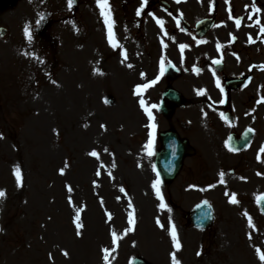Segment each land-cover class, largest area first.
I'll return each instance as SVG.
<instances>
[{
  "label": "rangeland",
  "instance_id": "1",
  "mask_svg": "<svg viewBox=\"0 0 264 264\" xmlns=\"http://www.w3.org/2000/svg\"><path fill=\"white\" fill-rule=\"evenodd\" d=\"M50 1L18 0L0 12V26L7 30L0 36V190L5 192L0 198V264H129L139 254L151 264H173V254L179 264H264L260 259L264 253V220L255 206L259 191L253 187L258 179L252 176V169L245 171L251 176L246 183L235 170V176L228 175L221 185L193 186L195 191L188 193L179 187L182 174L168 186L174 206L183 211L206 194L217 215V234L182 228L183 213L170 208L171 220L167 210H162V229L154 226L151 215L147 216L149 233L142 235L150 244L144 243L140 232L129 233V190L134 193L144 186L135 178L129 183V170L135 171L134 176L139 171L133 168L130 151L141 148L142 132L138 130L142 124L133 128L129 123V108L139 112L131 89L136 78H129L124 60L116 58V53L126 49L131 7H140L143 0H109L116 47L107 37L109 27L97 4L87 5L78 25L75 20H63L58 13L64 6L62 0ZM167 1L170 9L160 11L158 20L163 25L149 15L148 31L164 39L167 57L180 58L181 45L188 48L190 43L176 12L195 8V1ZM52 4L57 9L50 17L52 24L37 32V19L54 7ZM93 13L98 17L93 18ZM186 13L187 17L191 14ZM228 13L232 19L233 11L220 10L216 24L221 25V17ZM236 13L244 11L240 8ZM260 23L263 28L264 8ZM217 32L216 27L211 34ZM159 85L157 82L156 89L150 90L151 99H156ZM261 92L264 96V87ZM110 96L115 97L112 105L105 102ZM212 141L203 153L204 161L199 154L197 157L200 166L205 160L209 163L214 176L218 165H235L227 162L226 148L218 149L219 143ZM93 151L97 156L90 155ZM210 180L208 176L204 182ZM259 183L263 192L264 169ZM152 186L150 181L147 190L151 197ZM233 195L235 204L230 202ZM152 201L157 210V202ZM88 203L90 218L85 215ZM91 206L94 211H90ZM95 218L100 228H93ZM78 223L82 225L79 235ZM169 226H177L176 241Z\"/></svg>",
  "mask_w": 264,
  "mask_h": 264
},
{
  "label": "flooded vegetation",
  "instance_id": "2",
  "mask_svg": "<svg viewBox=\"0 0 264 264\" xmlns=\"http://www.w3.org/2000/svg\"><path fill=\"white\" fill-rule=\"evenodd\" d=\"M79 1H80V5H82V7L85 9L87 7L86 0H77V2H79ZM67 2H68V0H67ZM223 37L225 39L228 38V34H225ZM233 39H234V41H236L237 37H233ZM195 60L198 63H202L200 56H196ZM212 64H213V61L210 60L209 65H212ZM245 65H246L245 62L242 59H240L238 56H233L228 61H226L225 64H223V68H226V73H224V72L219 73V76L221 77V79L224 83V85H223L224 86V88H223L224 92L222 90V94L223 95H224V93L226 94L228 105L230 104V102H232V99H230V97H229V94H230V91L232 90V87H230V84L227 85V81H230L236 75H240L241 73H243ZM196 68L198 71L203 70L202 72H205V73L202 75H200V73H198V74H196L195 77L183 79V83L181 84V88H184V86H185L188 89H196L199 85H201L202 80L205 77H207L210 72H211V79L213 77H216L214 72L209 71L207 69V67H203L199 64H196ZM213 70L215 71V73L217 72L214 68H213ZM236 72H238V73L236 74ZM207 73H208V75H207ZM241 77H242V75H241ZM248 77L250 78V75ZM167 83H169V81ZM249 83H250V81H249ZM235 89H239V87H236ZM207 100H209V98ZM246 100H247V96H245V98H244V101H246ZM193 101L194 100L192 98L190 100L186 99V103H192ZM209 103L212 104L211 101H209ZM213 107L218 109L217 105L213 106ZM255 110H256L255 106H252V105L248 106L246 109L243 108L242 113H239L238 115H236L235 118L233 117L231 121L221 120L220 119L222 116L221 114L214 115L212 117L213 120L203 119V120L197 121V122H200V124L203 127V129L205 130V132H207L209 134L213 132V128L217 129L219 134L221 132H225L227 134L229 132L240 133L246 129H252L253 135L250 139L249 144L239 152V155L237 157V164H238L239 169L241 171H244L246 168H249V167H252V168L257 170V168L259 166L264 165V162L262 161V152H261V148H263V145H262L261 139H260V121L258 118V114L255 112ZM222 111H223V109H222ZM191 117H193V116L191 115ZM148 119H149V117L147 115L144 120H148ZM210 119H211V117H210ZM171 127H173V126H171ZM180 127L184 128V130H189L191 128V125L180 124ZM184 164H185V162L183 163V166L186 169L187 174H186V178L183 179V181H181V184L183 186L188 187L190 180L194 176H196L197 170H196L195 163H191V164L186 163L185 165ZM203 174H206V173H203Z\"/></svg>",
  "mask_w": 264,
  "mask_h": 264
},
{
  "label": "snow or ice",
  "instance_id": "3",
  "mask_svg": "<svg viewBox=\"0 0 264 264\" xmlns=\"http://www.w3.org/2000/svg\"><path fill=\"white\" fill-rule=\"evenodd\" d=\"M146 2V0H145ZM179 2V0H178ZM72 4H73V0H68V7L71 8L72 7ZM97 4L98 6L100 7V10H101V15L104 17L105 19V23L108 25L109 27V41L110 43H112L113 47H116L117 44L116 42L114 41L113 37H112V27L114 25V21H112L111 19V14H110V10H109V5H108V0H97ZM140 12L138 10L137 12V15H139ZM158 23H160L161 25H163V21H158ZM237 24H239V20H237ZM25 34L28 35V38L29 40H31V34L29 32V30L26 28L25 29ZM185 46L184 45H181V48H184ZM215 63H219V61H215ZM129 67H131V65H129ZM153 84L155 83V81L152 82ZM149 85H144L143 87L146 88L148 87ZM141 89L138 88L137 91H140ZM141 106L144 107V101L141 100ZM152 107H156L155 105H153ZM145 112L147 113L148 117H149V120H152L153 119V115H152V112L148 109V108H145ZM151 128L153 129V132L155 130V127L156 125L153 123L150 125ZM148 148L150 149L151 148V141L149 142L148 144ZM261 152H264V148H261ZM90 155L92 156H97V153L95 151H93L92 153H90ZM149 155H151V151H149ZM61 172H63V170H61ZM99 174V173H98ZM223 176V173H221V177ZM16 177H17V182L19 183L20 182V170L19 168L16 169ZM160 184V180L159 178H157V180L154 182L153 184V187L157 188V193L159 195V186ZM123 190V189H122ZM5 196V192L0 190V198L4 197ZM231 203L235 204L237 203V200L235 198V195L232 196V199L230 201ZM164 205L162 204L161 207H163ZM245 215H247V213H245ZM79 212H77V215H76V220L79 221ZM131 222V221H130ZM157 223H159V221H157ZM249 223H251V218H249ZM82 227V225H80L79 223L77 224V234L79 235V228ZM130 230V229H129ZM172 237H173V240L176 241V232H175V227L173 226L172 228ZM114 242H115V236H114ZM179 243H176V247L179 248ZM105 252H107L108 250L105 249L104 250ZM64 255H67V252L64 253ZM172 259H173V264H179L178 261H176V258H175V254L172 255ZM260 259L261 260H264V253H262L260 255ZM104 260L107 261L108 260V256L105 255L104 256Z\"/></svg>",
  "mask_w": 264,
  "mask_h": 264
},
{
  "label": "bare ground",
  "instance_id": "4",
  "mask_svg": "<svg viewBox=\"0 0 264 264\" xmlns=\"http://www.w3.org/2000/svg\"><path fill=\"white\" fill-rule=\"evenodd\" d=\"M129 118H130V124H131V126L134 127L136 125V120L134 119L133 116H131V117L129 116ZM139 159H140L141 162H145V161L149 160V158L146 155H140ZM138 176H139L140 180H142V181L149 179V175L148 174H140ZM146 187H147V185L144 186L145 189L138 191V193L140 194V197L139 196L138 197H135L136 198L135 199L136 200L135 201V205H136V207H139V209H140L139 200L142 201V204L144 206L148 205L147 202L150 201V197H149L148 192L146 191ZM89 206H90V203H88V208L87 207L85 208V215H87V218H90L89 213H91V212H89ZM117 208H114V209L117 210ZM118 209L120 210V208H118ZM92 210L93 209H92V206H91L90 207V211H92ZM95 221H93V228H96V227L100 228V222L97 220V218H95ZM90 225L92 226L91 222L88 223V226H90ZM139 231H140L141 236L145 240L144 243L145 244H147V243L150 244L151 241H149L145 236H143L145 232H148V230L146 228L142 227L141 229H139Z\"/></svg>",
  "mask_w": 264,
  "mask_h": 264
},
{
  "label": "water",
  "instance_id": "5",
  "mask_svg": "<svg viewBox=\"0 0 264 264\" xmlns=\"http://www.w3.org/2000/svg\"><path fill=\"white\" fill-rule=\"evenodd\" d=\"M262 199L263 200H261V202H264V196L262 197ZM133 264H145V262L140 258H136Z\"/></svg>",
  "mask_w": 264,
  "mask_h": 264
}]
</instances>
